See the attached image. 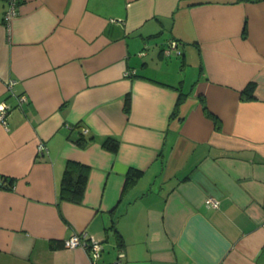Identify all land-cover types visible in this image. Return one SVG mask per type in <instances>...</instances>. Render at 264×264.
I'll return each mask as SVG.
<instances>
[{
    "label": "crops",
    "instance_id": "obj_1",
    "mask_svg": "<svg viewBox=\"0 0 264 264\" xmlns=\"http://www.w3.org/2000/svg\"><path fill=\"white\" fill-rule=\"evenodd\" d=\"M6 8L0 264H91L63 245L81 232L92 264H264V0H20L8 25ZM69 161L88 167L79 202L58 197Z\"/></svg>",
    "mask_w": 264,
    "mask_h": 264
},
{
    "label": "trees",
    "instance_id": "obj_2",
    "mask_svg": "<svg viewBox=\"0 0 264 264\" xmlns=\"http://www.w3.org/2000/svg\"><path fill=\"white\" fill-rule=\"evenodd\" d=\"M253 84L248 83L242 94H247L251 96L250 90ZM203 110L208 117L213 121L214 127L219 129L221 126L220 119L210 112L206 106L203 104ZM176 114V111L174 112ZM115 143H105V146L110 149H114ZM142 171L138 169H130L127 171L124 180V186L122 190V195L126 190L134 186L140 179ZM88 178V167L82 163L76 161H69L66 163L59 186V199L70 200L73 202H79L84 194L86 182ZM13 178L3 176L0 180V187L11 189L13 186Z\"/></svg>",
    "mask_w": 264,
    "mask_h": 264
},
{
    "label": "built area",
    "instance_id": "obj_3",
    "mask_svg": "<svg viewBox=\"0 0 264 264\" xmlns=\"http://www.w3.org/2000/svg\"><path fill=\"white\" fill-rule=\"evenodd\" d=\"M20 0H7V8L4 11V22L8 25L13 17L16 16L18 10L17 6ZM177 49V41L175 39H170L167 43V46L163 48L165 55H169L173 50ZM129 73V72H128ZM15 84L14 79H10L6 85L7 90L11 91ZM26 100V97L22 94L18 96V104H21ZM9 113V107L5 102H0V123L3 126L7 124V115ZM37 154L41 155L46 151V146L44 143H38L37 145ZM205 204L210 207L217 208L219 206V201L211 197H207L204 200ZM63 245L68 248L82 247L90 252V261L91 264L94 260L100 255V252L103 248V244L100 240L94 239L93 237H88L86 233H75L70 237L63 240ZM123 253H120V256H123Z\"/></svg>",
    "mask_w": 264,
    "mask_h": 264
},
{
    "label": "rangeland",
    "instance_id": "obj_4",
    "mask_svg": "<svg viewBox=\"0 0 264 264\" xmlns=\"http://www.w3.org/2000/svg\"><path fill=\"white\" fill-rule=\"evenodd\" d=\"M173 57H174V56H172V57H171V59H172ZM178 59H179V61H181V59H180V58H178ZM191 71H192V70H190V69H189V70H188V74H190V73H191Z\"/></svg>",
    "mask_w": 264,
    "mask_h": 264
}]
</instances>
